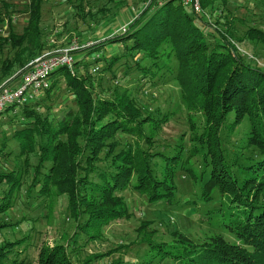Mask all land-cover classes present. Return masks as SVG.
I'll return each instance as SVG.
<instances>
[{
  "label": "trees",
  "instance_id": "trees-1",
  "mask_svg": "<svg viewBox=\"0 0 264 264\" xmlns=\"http://www.w3.org/2000/svg\"><path fill=\"white\" fill-rule=\"evenodd\" d=\"M42 1H30L27 26L21 35L9 31L0 37V51L9 47L13 53L9 61L0 64V83L11 78L17 66L21 72L22 62L31 58L35 50L41 53L43 44L38 26ZM148 1L126 30L76 52L72 73L64 68L57 70L51 76L49 89L35 104L22 107L8 117L13 123L11 137L19 147V153L13 157L22 159L24 165L29 164L30 157L37 158L26 196L29 201L32 194L36 195L34 201L41 197H65L67 212L76 222V229L90 239L97 237L93 233L96 229L99 233L103 224L128 216L119 194L127 187L151 204L173 202V173L181 166L183 150L155 145V130L164 118L138 107L129 91L110 89L111 94H97L90 79L97 72L109 73L114 78L115 71L123 66L126 74L129 70L136 72L139 82L142 79L151 82L158 76L159 60L173 59L175 80L189 114V128H195V135L197 128L192 117L194 114L203 117L199 139L206 147L207 166L201 176L206 177L201 200L209 202L214 190L220 194L215 211L217 220L237 244L221 238L194 244L178 233L170 243H147L146 255L152 260L182 264H264V67L245 50L237 49L241 39L233 38L229 24L224 30L219 29L218 22L211 24L212 27L201 14L195 15L189 7L181 6L180 0H161L164 3L159 4L158 0ZM216 1L224 4L228 0H199L201 13ZM122 3L114 7L119 8ZM110 16L114 17L115 13ZM247 34L264 42L263 31L249 29ZM105 50L109 51L107 55ZM80 52L82 57L78 55ZM58 75L62 76L65 90L76 106L75 112H68L60 121L53 112L56 106L47 105L53 99ZM254 98L256 102L251 101ZM230 116H233L231 120ZM244 118L250 122L260 158L234 169L221 146L220 130L235 129ZM19 125L22 127L18 128ZM118 134L129 137L131 142L122 143L117 139ZM5 145L1 141V153ZM11 156L9 152L1 158L6 160ZM156 158L163 164L157 166L155 162L163 179L155 175L156 166L152 167ZM185 172L193 176L190 169ZM22 176L15 167L0 172V232L16 227L20 221L12 216V222L9 210L16 198L14 194L20 192ZM76 235L64 245L53 248L42 245L36 264H91L104 256L75 260L72 254L78 251L70 248L76 246ZM21 241L0 240V264ZM9 262L20 264L17 258Z\"/></svg>",
  "mask_w": 264,
  "mask_h": 264
},
{
  "label": "rangeland",
  "instance_id": "rangeland-1",
  "mask_svg": "<svg viewBox=\"0 0 264 264\" xmlns=\"http://www.w3.org/2000/svg\"><path fill=\"white\" fill-rule=\"evenodd\" d=\"M30 1L0 0V37H5L9 31L16 35L24 32L28 22ZM160 1L158 0V4ZM118 2H123L124 5L115 8L114 5ZM148 2V0H43L38 26L43 48L41 53L35 50L31 58L22 62L23 67L38 57L69 50L71 46L91 45L123 32ZM180 3L184 6L182 0ZM189 11L193 12L192 9ZM113 13L115 16H110ZM193 13L201 14L210 26L218 22L220 30H224L223 28L229 24L233 28V38L241 39L237 43L239 46L237 49L245 50L244 52L258 60L264 67V42L247 34L249 29L264 32V0H228L224 4L216 1L206 7L203 13ZM103 16L107 18L104 19ZM105 51L107 55L109 51ZM82 53L78 55L82 57ZM12 55L9 47L0 51V64L9 61ZM159 65L161 67L157 72L158 76L151 82L143 79L139 82L137 73L129 70L126 74L123 66L115 71L114 78L109 73L97 72L93 73L95 75L90 79L93 80L92 86L97 94H111L110 89L118 92L129 91L138 107L155 114L159 119L164 118L159 128L155 130V145L181 148L184 158L181 166L173 173L175 186L173 202L151 204L145 197L127 187L119 194L124 200L128 216L103 224L99 233L98 229L93 233L97 237L87 238L83 232L76 229V222L70 218L65 197H41L34 201L36 195L32 194L29 201L26 189L37 158L30 157L29 164L24 165L22 159L17 160L13 157L19 153L18 142L11 137L13 123L8 118L11 114H3L0 116V145L1 141H5L6 145L4 152H0V158L9 152L12 156L6 160L0 159V172L15 167L23 175L18 189L20 192L14 194L16 198L9 210L11 215L9 219L14 222L13 216L16 220L20 218V221L16 227L11 226L0 232L1 241L17 239L22 241L10 251L3 264H10L9 260L15 258L20 264H36L42 245L48 248H53L57 244L64 245L67 239H72L74 233H77L74 240L79 248L74 246L70 249L78 251L76 255L72 254L75 260L83 261L85 258L104 254L91 264H182L170 260L159 261L155 258L152 260L146 255L149 248L147 243H170L178 233L188 237L194 244L213 242L216 238H221L229 244H237L236 239L217 220L218 214L215 211L218 208L220 194L214 190L210 194L209 202L201 200L202 186L206 179L201 176L207 166L206 147L199 139L204 127L203 117L200 114H194L192 117V123L194 122L197 128L195 135L193 133L195 128H189V114L185 110L180 88L175 80V61L162 59L159 60ZM20 70L18 66L13 69L11 78L16 77ZM55 77L57 84L52 90L53 99L48 101L47 105L56 106L52 107L53 112L58 117L57 121H60L68 112H75L76 106L65 90L62 76ZM11 78H4L0 85ZM251 101L256 102L255 98ZM232 117L230 116V120ZM250 126L248 118H244L235 129L222 127L220 130L221 146L229 163L235 166L234 169L236 166L248 164L251 159L260 158L254 147L256 139L252 138ZM145 130L148 131V128ZM117 139L122 143L131 142L129 137L120 134ZM203 141L206 140L203 138ZM155 162L157 166H163L156 158L152 161V167L156 166ZM157 166L155 175L163 179V173ZM186 169L193 172L192 177L186 174ZM27 203L29 205H26Z\"/></svg>",
  "mask_w": 264,
  "mask_h": 264
},
{
  "label": "built area",
  "instance_id": "built-area-1",
  "mask_svg": "<svg viewBox=\"0 0 264 264\" xmlns=\"http://www.w3.org/2000/svg\"><path fill=\"white\" fill-rule=\"evenodd\" d=\"M182 3L195 13L202 12L199 0H182ZM86 46L89 44L71 46L72 48L70 47L69 50L38 57L30 61L21 72L16 74V79L14 78L9 84H1L0 116L6 113L14 115L20 108L35 104L49 89L51 76L57 70L64 68L71 73L73 72L75 53ZM99 55L94 57L97 58ZM94 71H97L96 67Z\"/></svg>",
  "mask_w": 264,
  "mask_h": 264
}]
</instances>
